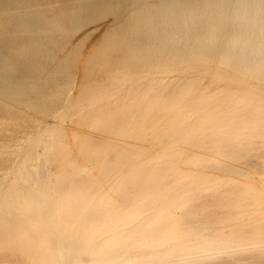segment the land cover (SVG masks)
Listing matches in <instances>:
<instances>
[{"label":"bare ground","instance_id":"6f19581e","mask_svg":"<svg viewBox=\"0 0 264 264\" xmlns=\"http://www.w3.org/2000/svg\"><path fill=\"white\" fill-rule=\"evenodd\" d=\"M258 181L264 0H0V264H264Z\"/></svg>","mask_w":264,"mask_h":264},{"label":"rangeland","instance_id":"374dc122","mask_svg":"<svg viewBox=\"0 0 264 264\" xmlns=\"http://www.w3.org/2000/svg\"><path fill=\"white\" fill-rule=\"evenodd\" d=\"M78 132H80V129H78ZM256 182H257V180H256ZM256 182H255V184H256ZM241 184V183H240ZM254 183H253V186L257 189V190H260V189H262L264 186H263V184L260 182V181H258V183H257V185H255ZM114 196V198H115V200L117 201V202H119V203H121V202H123L122 200H124V199H122L121 201L119 200V199H121V198H116L115 197V195H113ZM130 199H133L134 200V198H130ZM137 199V204H138V202H140L139 200H141L140 198H139V200H138V198H136ZM135 199V200H136ZM162 201H164L163 199H161ZM161 200H159V201H157V202H160ZM198 201H196V200H194L193 201V203H195V202H197V207L198 208H202V206H205V207H208L209 208V206H210V208L212 207V204L214 205L211 209L209 208V210H210V213L208 214V212H209V210H208V208L206 209V214L203 216L202 215V218L204 217V218H207V217H209V216H211V217H213V214L214 213H216V214H221V212L222 213H226V211H218V209L216 208V202H215V200H212V198H207V197H204V199H203V197H201V198H199V199H197ZM161 201V202H162ZM200 201V203H198ZM211 201H212V203H211ZM143 202V201H142ZM142 202H140V204L142 203ZM158 203V204H163V202L162 203ZM209 202V204H207ZM134 203V202H133ZM151 204H153L152 202H150ZM154 203H156V202H154ZM171 203V202H170ZM176 203H178V202H173V203H171V204H176ZM201 204V205H200ZM218 205H220L219 203H217ZM192 205H195V204H192ZM200 206V207H199ZM215 208V209H214ZM155 210V209H154ZM199 210V209H198ZM196 208L193 210V211H195V213H199V214H201V212H202V210L203 209H200V211H198ZM214 210V211H213ZM197 211V212H196ZM205 211V210H204ZM182 213V212H181ZM204 213V212H203ZM179 215H180V213H178Z\"/></svg>","mask_w":264,"mask_h":264}]
</instances>
